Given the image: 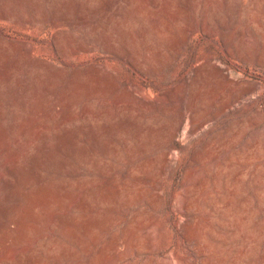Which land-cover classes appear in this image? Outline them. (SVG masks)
<instances>
[{"label":"rangeland","instance_id":"rangeland-1","mask_svg":"<svg viewBox=\"0 0 264 264\" xmlns=\"http://www.w3.org/2000/svg\"><path fill=\"white\" fill-rule=\"evenodd\" d=\"M0 189V264H264V0H0Z\"/></svg>","mask_w":264,"mask_h":264},{"label":"bare ground","instance_id":"bare-ground-1","mask_svg":"<svg viewBox=\"0 0 264 264\" xmlns=\"http://www.w3.org/2000/svg\"><path fill=\"white\" fill-rule=\"evenodd\" d=\"M203 79H204V78H203ZM120 81H121V80H120ZM122 81H123V80H122ZM122 81H121V82H122ZM134 88H135V87H134ZM135 89H136V88H135ZM132 90H133V89H132ZM238 90H239V89H238ZM236 91H237V90H236ZM237 92H238V91H237ZM166 93H167V92H166ZM168 93H169V92H168ZM238 93H239V92H238ZM124 94H126V93H124ZM169 94H170V93H169ZM189 94H190V93H189ZM127 95H128V94H127ZM228 95H229V94H228ZM237 95H238V94H237ZM119 96H120V95H119ZM140 96H141V95H140ZM173 96H174V95H173ZM173 96H172V97H173ZM219 96H220V95H219ZM116 97H118V96H116ZM226 97H227V96H226ZM226 97H225V98H226ZM118 98L120 99V97H118ZM122 98H123V97H122ZM124 98H125V97H124ZM141 98H143V97L141 96ZM123 100H124V99H123ZM131 100H132V99H131ZM145 100H146V99H145ZM233 100H235V99H233ZM119 101H120V100H119ZM127 101H128V100H127ZM127 101H126V102H127ZM135 101H136V100H135ZM120 102H121V101H120ZM123 103H124V102H123ZM127 103H128V102H127ZM136 103H137V101H136ZM133 104H134V103H133ZM158 105H159V104H158ZM216 105H217V104H216ZM146 106H147V105H146ZM160 106H161V105H160ZM148 107H149V106H148ZM171 109H173V108H171ZM171 109H170V110H171ZM217 109H218V108H217ZM187 110H190V109L187 108ZM172 111H173V110H172ZM184 111H185V110H184ZM190 111H191V110H190ZM198 111H200V110H198ZM179 113H180V112H179ZM185 113H186V111H185ZM193 113H194V112H193ZM173 114H174V112H173ZM175 114H176V113H175ZM175 114H174V115H175ZM182 114H183V113H182ZM196 115H197V114H196ZM196 115H195V116H196ZM188 116H189V115H188ZM190 116H191V115H190ZM190 116H189V117H190ZM183 117H184V116H183ZM179 119H180V118H179ZM188 119H189V118H188ZM191 119H192V118H191ZM181 120H182V119H181ZM179 122H180V121H179ZM201 122H202V121H201ZM173 123H174V122H173ZM195 124H196V123H195ZM199 124H201V123H199ZM193 126H194V124H193ZM193 126H192V127H193ZM163 127H164V126H163ZM166 127H167V126H166ZM152 128H153V127H152ZM169 128H170V127H169ZM189 128H190V127H189ZM157 129H158V128H157ZM166 130H167V129H166ZM191 130H192V129H191ZM157 131H158V130H157ZM168 134H169V133H168ZM165 138H166V137H165ZM165 138H164V139H165ZM171 138H172V137H171ZM169 142H170V141H169ZM162 144H163V143H162ZM162 147H163V146H162ZM166 147H167V146H166ZM169 151H170V150H169ZM175 153H176V152H175ZM162 154H163V153H162ZM6 155H7V154H6ZM171 155H172V154H171ZM169 156H170V155H169ZM168 159H169V158H168ZM159 161H160V160H159ZM155 162H156V161H155ZM155 162H154V163H155ZM160 162H161V161H160ZM163 162H164V161H163ZM163 162H162V163H163ZM163 164H164V163H163ZM8 166H9V165H8ZM156 166H158V164H156ZM169 172H170V171H169ZM173 172H174V171H173ZM154 173H155V172H154ZM164 174H165V173H164ZM172 174H174V173H172ZM172 174H171V175H172ZM187 174H188V172H187ZM187 174H186V175H187ZM155 175H156V174H155ZM158 175H159V174H158ZM158 175H157V176H158ZM157 176H156V177H157ZM165 176H166V175H165ZM166 177H167V176H166ZM153 178H155V176H154ZM160 179H161V178H160ZM151 182H152V181H151ZM157 182H158V181H157ZM148 183H150V182H148ZM150 184H153V182L150 183ZM160 185H161V184H160ZM150 187H152V185H151ZM156 187H157V185H156ZM152 189H153V188H152ZM157 189H158V188H157ZM160 189H161V188H160ZM0 190H1V189H0ZM186 190H187V188H186ZM159 191H160V190H159ZM151 192H152V190H151ZM153 193H154V192H153ZM153 193H152V194H153ZM155 193H157V192H155ZM158 193H159V192H158ZM152 194H151V195H152ZM159 195H160V194H159ZM161 195H162V194H161ZM149 196H150V195H149ZM145 197H146V196H145ZM155 198H156V197H155ZM157 198H158V197H157ZM146 199H147V198H146ZM153 199H154V198H153ZM158 200H159V198H158ZM158 202H159V201H158ZM156 203H157V202L155 201V205L158 204V203H157V204H156ZM161 205H162V204H161ZM184 205H185V204H184ZM184 205H183V206H184ZM158 207H159V206H158ZM159 208H160V207H159ZM183 209H184V207H183ZM186 210H187V209H186ZM186 212H187V211H186ZM154 217H156V216H154ZM157 217H158V216H157ZM133 218H134V217H133ZM133 218H132V220H133ZM186 218H187V217H186ZM188 218H189V217H188ZM186 221H188V220H186ZM136 222H137V221H136ZM188 222H189V221H188ZM191 222H192V220H191ZM191 222H190V223H191ZM139 223H140V222H139ZM148 223H149V221H148ZM129 226H130V225H129ZM138 226H140V225H138ZM187 228H188V227H187ZM188 233H189V232H188ZM194 233H195V232H194ZM186 235H188V234L185 233V236H186ZM117 238H118V237H117ZM113 239H115V237H114ZM189 240H190V239H189ZM114 241H115V240H114ZM114 241H113V242H114ZM111 242H112V241H111ZM114 243H115V242H114ZM117 243H118V242H117ZM112 245H113V243H112ZM114 246H115V245H114ZM142 248H143V247H142ZM140 249H141V248H140ZM153 250H154V249H153ZM140 251H141V250H140ZM102 252H103V251H102ZM115 253H116V251H115ZM115 255H116V254H115ZM119 257H120V256H119ZM119 257H118V258H119ZM16 258H17V257H16ZM115 258H116V257H115ZM170 258H171V257H170ZM113 259H114V258H113ZM111 260H112V259H111ZM169 260H170V259H169Z\"/></svg>","mask_w":264,"mask_h":264}]
</instances>
